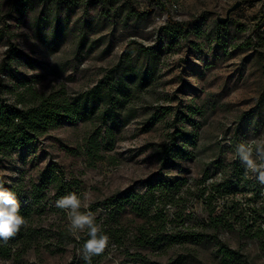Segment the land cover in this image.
I'll use <instances>...</instances> for the list:
<instances>
[{
    "label": "rangeland",
    "instance_id": "1",
    "mask_svg": "<svg viewBox=\"0 0 264 264\" xmlns=\"http://www.w3.org/2000/svg\"><path fill=\"white\" fill-rule=\"evenodd\" d=\"M10 1L0 0V100L25 106L35 94L73 97L110 72L115 83L129 68L135 81L114 121L97 112L55 124L34 149L0 159V182L30 206L20 231L0 241L11 250L0 264H85L87 232L76 239L55 203L69 193L90 204L81 211H91L109 237L91 264H264V235L257 236L264 185L237 154L241 144L264 139V0H25L13 8ZM236 3L229 21L217 24ZM170 19L191 24L180 31ZM236 167L258 188L216 194L210 212V185L236 181ZM147 185L155 204L146 216L124 204L111 217L106 200L144 195ZM144 225L152 230L137 245Z\"/></svg>",
    "mask_w": 264,
    "mask_h": 264
},
{
    "label": "trees",
    "instance_id": "2",
    "mask_svg": "<svg viewBox=\"0 0 264 264\" xmlns=\"http://www.w3.org/2000/svg\"><path fill=\"white\" fill-rule=\"evenodd\" d=\"M25 0H11L10 7L13 8L15 5ZM49 1V0H41ZM59 2L70 3L73 0H56ZM169 26L180 31H185L191 24L190 21L180 23L173 20H168ZM12 52L19 53L17 49H12ZM112 72L106 75L103 82H99L92 89L79 93L73 97H64V92L59 95H33L31 101L25 106L20 104L10 103L5 100H0V159L9 157L13 152L29 151L35 148L39 138L55 124L67 123L72 124L78 121L88 120L96 115L103 118L104 120L114 121L118 115L117 110L128 100L130 95V84L135 81V73L132 69H128L122 73L115 83H112L111 78ZM140 82L145 81V78L140 77ZM260 102L258 103V105ZM100 106L103 108L100 110ZM164 114V113H162ZM154 115L149 119V122H153L155 119ZM176 138L173 137V142ZM167 151L162 157V164H165V156ZM237 180L229 182L225 180L220 184L213 183L210 185L211 193L207 198L204 199V203L208 207V210L214 213L213 199L217 194L219 196H226L236 193L240 188L247 189L251 188L252 192H255L258 188V181L253 178V175L248 176L243 168L236 167ZM15 192L20 202V213L27 212L30 208L23 207V204L28 202L27 197H22L15 187H8ZM205 187L199 189L200 197H202ZM153 186L147 185V192L144 195L129 193L124 191L121 193L122 199L116 203H111V199L104 202L106 209L110 210V215L114 218L118 213L125 209V205L130 206V212L137 216H146L147 208L155 204V196L153 194ZM214 193V194H213ZM258 195V193H257ZM256 195V197H257ZM130 199L134 201H130ZM35 202L33 199L32 203ZM31 203V204H32ZM140 204H143L142 206ZM233 215L241 217L242 211L237 213L236 210H232ZM161 215V214H160ZM159 215L154 217L157 220ZM243 219V218H242ZM264 219V216H262ZM260 220V214H257V218L253 219V223ZM210 223H220L221 220L215 216L209 218ZM149 229L145 230V225L138 227V236L136 237L137 245H144L150 234ZM119 231L113 230L112 233L116 237ZM264 235L262 229H258L257 236ZM120 239L116 238V243L120 244ZM11 250L7 247L0 246V258H8Z\"/></svg>",
    "mask_w": 264,
    "mask_h": 264
},
{
    "label": "clouds",
    "instance_id": "3",
    "mask_svg": "<svg viewBox=\"0 0 264 264\" xmlns=\"http://www.w3.org/2000/svg\"><path fill=\"white\" fill-rule=\"evenodd\" d=\"M176 19L179 20L180 18L177 17ZM253 146H255L256 151L261 152L264 156V139L261 138L248 145L241 144L237 149V154L248 171L258 173L256 178L261 185H264V164H257L253 159ZM87 199V194H85L84 201ZM55 203L57 208L66 210L70 222L69 230L76 239H80L79 233L87 232L88 239L83 244L82 258L85 264H91L93 256L104 253L109 243V237L102 232V226L96 222L91 211H81L82 208H90V204L83 202L76 193H69L56 200ZM20 207L15 192L4 187L3 182H0V241L7 243L25 225V218L20 214Z\"/></svg>",
    "mask_w": 264,
    "mask_h": 264
},
{
    "label": "water",
    "instance_id": "4",
    "mask_svg": "<svg viewBox=\"0 0 264 264\" xmlns=\"http://www.w3.org/2000/svg\"><path fill=\"white\" fill-rule=\"evenodd\" d=\"M239 6H240V3H236L233 7H231L230 9H228L226 11V15L224 18L218 17L216 19L217 24H219V25L226 24L229 21L230 14L233 13L234 11H236L239 8Z\"/></svg>",
    "mask_w": 264,
    "mask_h": 264
}]
</instances>
